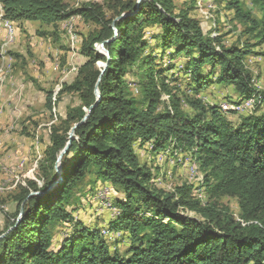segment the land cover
I'll use <instances>...</instances> for the list:
<instances>
[{
    "label": "trees",
    "instance_id": "1",
    "mask_svg": "<svg viewBox=\"0 0 264 264\" xmlns=\"http://www.w3.org/2000/svg\"><path fill=\"white\" fill-rule=\"evenodd\" d=\"M250 2L255 17L239 0L226 4L254 42L227 46L218 33L205 32L190 9L176 10L172 0H120L112 18L97 3L67 9L59 0H0L3 18L13 23L54 26L79 15L95 25L81 38L85 61L61 91L77 93L80 105L51 127L40 183L25 181L16 212L0 233V264H264V90L246 67L248 56L264 58V0ZM150 27L155 30L146 33ZM104 41L108 55L95 49ZM219 86L239 90L236 97H224L225 103L254 98L255 110L230 122L227 115L236 111L203 101L204 91ZM45 107L52 109L50 93ZM147 144L149 152L163 150L166 157L175 148L186 152L181 163L187 157L198 163L200 185L191 181L173 192L159 191L151 168L135 151ZM65 147L55 177L54 164ZM89 175L102 182L88 199V205L108 212L100 228L78 219L79 207L72 202ZM108 185L121 196L112 199ZM198 185L205 204L196 198ZM102 186L110 190L113 216L94 200ZM223 197L236 199L237 216L218 205ZM104 226L118 235L105 237ZM54 229L60 236L57 248ZM121 243L126 244L122 254Z\"/></svg>",
    "mask_w": 264,
    "mask_h": 264
},
{
    "label": "rangeland",
    "instance_id": "2",
    "mask_svg": "<svg viewBox=\"0 0 264 264\" xmlns=\"http://www.w3.org/2000/svg\"><path fill=\"white\" fill-rule=\"evenodd\" d=\"M59 1L64 3L67 9H76L86 3H97L102 8L105 17L112 18L120 0ZM172 1L176 10L190 9L189 15L199 19L203 30L211 35L218 33L225 45L241 46L246 45V41H249L250 44L254 42L251 34L245 32V26L235 16L234 10L228 9L227 0ZM239 1L243 10L252 8V15L255 17L257 10L254 9L250 0ZM70 24L72 25V36H68L65 29ZM12 26L15 37L10 44L6 45L4 42L6 31L2 25L0 13V71L2 73L8 63L7 58L10 57L12 60L10 68L7 69V73L0 83V233L6 228L8 221H11V217L16 212L15 199L21 187L25 185V181L30 179L40 183L39 169L40 165L45 163L51 127L58 125L67 112L80 105L77 93H62L61 91L64 82L73 81L78 66L86 59L80 49L81 38L95 31V25L79 15H73L54 26L26 20L14 22ZM151 30H155V27L147 28L146 33ZM95 47L98 52L106 54L104 46L96 45ZM261 47H256L254 50L259 51ZM98 66L101 67L102 64L99 63ZM246 67L256 82L258 90H264V58L248 56ZM131 89L135 94V87L132 86ZM48 93L51 94V110L45 107V98ZM238 94L239 90L236 88L219 86L204 91L202 97L203 101L207 103H219L220 105L226 102L224 97H236ZM136 96L138 97V95ZM182 107L186 111L189 110L187 106L183 105ZM254 110L255 104L248 105L245 110L236 112L237 114H228L227 118L230 122L236 123L241 116L251 114ZM146 146L148 149L135 147V151L139 162L145 163L151 168L152 181L159 191L173 192L175 188L191 183L193 179H195L194 182L200 180L201 183L200 178L203 177V173L199 171L198 174L197 172L191 174V170L187 168L185 162L181 163L186 152L175 148V153L172 152L166 157L163 150L159 153H151L149 152L151 144ZM63 150L55 161V173V169H61V159L66 149ZM173 155L175 158H170ZM47 165L45 163V166ZM155 166L160 169L158 172L154 170ZM101 184L100 179L89 175L75 191L72 199L73 206L79 207L78 219L88 225L97 223L99 228L107 223L108 212L104 209L99 212L98 206L92 205V202L89 206L90 200L88 199L94 189ZM199 185L198 187H200ZM108 187L112 190V199L121 196L116 187L110 185ZM109 188L100 187L94 200L103 208L109 209L113 216L116 214V210L107 201L108 197H103L105 192H110ZM198 190L196 191L200 193L202 187ZM206 199L202 192L200 203L205 204ZM218 205L226 206L234 216L238 215L235 198L223 197L218 201ZM186 213L194 214L189 211ZM101 231L105 237L112 238L118 235V233H110L105 226ZM59 242L58 230L54 229L52 230L53 247L57 248ZM117 248L122 254L126 250V244L121 243Z\"/></svg>",
    "mask_w": 264,
    "mask_h": 264
},
{
    "label": "bare ground",
    "instance_id": "3",
    "mask_svg": "<svg viewBox=\"0 0 264 264\" xmlns=\"http://www.w3.org/2000/svg\"><path fill=\"white\" fill-rule=\"evenodd\" d=\"M2 25H3V28L6 30V22H7V19H4L3 18V10H2ZM11 22V21H9ZM66 32L68 34V36H72L73 33H72V25H67L66 26ZM11 35V37H10ZM14 39V28L12 25H10V31H6V41H12ZM8 57V56H7ZM9 58V59H8ZM7 58V65H6V68H5V71L4 73H2L0 71V83H2V80L3 78L5 77V74L7 73V69L10 68L9 66L11 65L10 64V61H12L10 59V57ZM228 102V101H227ZM256 103V100L254 98L252 99H248V100H245L244 102L242 103H239V104H235V105H231V104H228V103H224L223 104V108L224 110H233V111H236V112H241L243 110H245L247 108L248 105H253ZM233 104V103H232ZM164 157V156H163ZM179 162V161H178ZM185 164L187 165V168H190V172L191 174L197 172V174L199 173V170H198V163L195 162L194 160H191L189 159V157H187L185 159ZM184 164V165H185ZM192 167V169H191ZM188 171V170H187ZM189 175V174H188ZM195 175V174H194ZM192 176V175H191ZM202 180V178H200ZM195 179H193L192 181L194 182ZM194 183H196V186L197 184H200V180H197L195 181ZM200 189V187H196V190ZM195 190V193H196V198L199 199L200 201L202 200V192H203V189L200 191V193H198L197 191ZM199 191V190H198ZM98 198V197H97ZM102 199V198H101Z\"/></svg>",
    "mask_w": 264,
    "mask_h": 264
},
{
    "label": "water",
    "instance_id": "4",
    "mask_svg": "<svg viewBox=\"0 0 264 264\" xmlns=\"http://www.w3.org/2000/svg\"><path fill=\"white\" fill-rule=\"evenodd\" d=\"M141 0H137V3H139ZM121 17H123V15L121 16ZM114 24V21L112 22V25ZM115 34H116V31H115ZM114 38V37H113ZM112 38V39H113ZM112 39H110V40H112ZM109 40V41H110ZM106 42H108V41H104V42H101V43H97V44H95V46L97 45V46H100V47H103L104 46V43H106ZM95 49L96 50H98L96 47H95ZM107 51V50H106ZM100 53V52H99ZM105 55H108L107 54V52H106V54ZM107 66V63H105L104 65H103V68H102V70H101V74L103 73V71H104V69H105V67ZM95 96H96V102L99 100V98H100V93H99V91H98V89H97V86L95 87ZM96 102L93 104V105H91L87 110H86V114L84 115V117H83V119L80 121V122H83L86 118H87V116H88V113H89V111L92 109V107L96 104ZM77 126V124H75V125H73V127L71 128V130H70V132H69V141L71 140V138H72V136H73V131H74V128ZM65 149H66V147H65ZM64 149V150H65ZM63 150V151H64ZM56 170V173H55V177L57 176V175H60L61 174V169H55ZM61 181V178H58V180H57V182H60ZM53 183H54V181H51L50 183H49V185H48V187H47V189H50L51 187H52V185H53ZM47 191V190H46ZM34 195H40V194H42L41 192H35V193H33ZM30 195H32V194H30Z\"/></svg>",
    "mask_w": 264,
    "mask_h": 264
},
{
    "label": "built area",
    "instance_id": "5",
    "mask_svg": "<svg viewBox=\"0 0 264 264\" xmlns=\"http://www.w3.org/2000/svg\"><path fill=\"white\" fill-rule=\"evenodd\" d=\"M0 13H2V6H1V4H0ZM10 25H13V22H9V20H7V22H6V30L5 31H10ZM10 37H11V35H10ZM191 169H192V167H191ZM108 195H109V192L107 191V192H105V194L103 195V197L107 198Z\"/></svg>",
    "mask_w": 264,
    "mask_h": 264
},
{
    "label": "crops",
    "instance_id": "6",
    "mask_svg": "<svg viewBox=\"0 0 264 264\" xmlns=\"http://www.w3.org/2000/svg\"><path fill=\"white\" fill-rule=\"evenodd\" d=\"M2 30H3V29H2ZM2 30H1V31H2ZM14 37H15V35H14ZM4 42H5L6 45L10 44V42H11V41H6V35H5V37H4ZM2 46H3V45H2ZM154 170H155L156 172H158L160 169H158V168L155 166V169H154Z\"/></svg>",
    "mask_w": 264,
    "mask_h": 264
}]
</instances>
